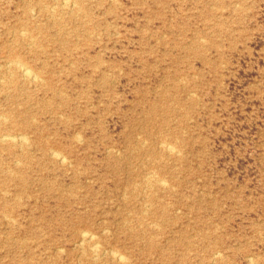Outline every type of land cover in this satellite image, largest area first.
<instances>
[{
    "label": "rangeland",
    "instance_id": "374dc122",
    "mask_svg": "<svg viewBox=\"0 0 264 264\" xmlns=\"http://www.w3.org/2000/svg\"><path fill=\"white\" fill-rule=\"evenodd\" d=\"M60 3L0 0V264H264V0Z\"/></svg>",
    "mask_w": 264,
    "mask_h": 264
},
{
    "label": "bare ground",
    "instance_id": "6f19581e",
    "mask_svg": "<svg viewBox=\"0 0 264 264\" xmlns=\"http://www.w3.org/2000/svg\"><path fill=\"white\" fill-rule=\"evenodd\" d=\"M61 2L62 3H60V4H62V6H63V4L64 5H69L70 4V0H61ZM73 2V1H72ZM237 4H238V2H237ZM239 5V4H238ZM56 6V5H55ZM237 6V5H236ZM72 7V6H71ZM71 12V11H70ZM51 14H52V12H51ZM19 32H21V31H19ZM20 34V33H19ZM22 34V33H21ZM24 34V33H23ZM22 34V35H23ZM32 37V36H31ZM33 39V38H32ZM29 45V44H28ZM7 62V61H6ZM9 62V61H8ZM6 65H8V64H5V66ZM1 66V65H0ZM9 66H10V68H13V69H15L16 71H18V72H20L21 73V75H23L24 77H26V78H29V79H36V78H41V77H36V75L35 74H37V73H33L32 71L33 70H30V69H28V67L27 66H25L24 64H22L20 61H18V60H12V61H10L9 62ZM8 68V67H7ZM6 68V69H7ZM1 73V72H0ZM9 74V73H8ZM0 78H2V77H0ZM24 79V78H23ZM11 83V82H10ZM0 116H1V114H0ZM1 118H3V116L1 117ZM5 118V117H4ZM8 119V118H7ZM19 134V133H18ZM18 134H12V133H9V132H6V133H1L0 134V142H4V143H8V144H18V145H25V144H27V137L26 136H23V135H18ZM144 143V142H143ZM164 143V142H163ZM167 143V142H166ZM165 144V143H164ZM171 146H173V145H171V144H169V145H164V146H162V149L167 153V154H170V153H174L175 151H174V149H173V147H171ZM176 148V147H175ZM16 149V148H15ZM21 149V148H20ZM50 149V148H49ZM52 150V149H51ZM177 150V149H176ZM56 151V150H55ZM49 152H51V151H49ZM60 153V152H59ZM177 153H179V151L177 152ZM51 157L53 156V157H55V158H57V160H59V161H64V158H63V156H60V154H58V151L57 152H54V150L51 152ZM65 157V156H64ZM148 158V157H147ZM66 159V158H65ZM158 159V158H157ZM17 160V159H16ZM15 160V161H16ZM66 160H68V159H66ZM65 162V161H64ZM13 163H15L14 161H13ZM19 163V162H18ZM61 164V163H60ZM68 164V163H67ZM70 164V163H69ZM152 172V171H151ZM150 174V173H149ZM148 174V176H147V178H146V183L147 184H153V186H157L158 188H160V189H166L167 188V186H166V184H165V182L163 181V179L161 178H155L152 174L151 175H149ZM145 176H146V174H145ZM144 176V177H145ZM156 176V175H155ZM143 177V178H144ZM142 178V179H143ZM141 179V180H142ZM167 183V182H166ZM137 184V183H136ZM145 184V183H144ZM143 186H145V185H143ZM151 186V185H150ZM129 189L128 190H130L131 192L130 193H135L136 192V188L137 187H134L133 185H131V186H129L128 187ZM146 188V187H145ZM149 188V187H148ZM155 193V192H154ZM138 196V195H137ZM148 197V196H147ZM18 199V198H17ZM149 205H150V203H148ZM143 206H145V205H143ZM146 207V206H145ZM149 207V206H148ZM144 208V207H143ZM143 212V211H142ZM130 213V212H129ZM0 215H1V213H0ZM7 216V215H6ZM5 216V217H6ZM4 219V218H3ZM9 219H10V217H9ZM150 223V222H149ZM152 223V222H151ZM150 223V224H151ZM155 227V226H154ZM103 230V229H102ZM104 230H106L105 228H104ZM109 231V230H108ZM107 231V232H108ZM75 243V242H74ZM76 244V243H75ZM74 244V245H75ZM78 244H79V246L81 247V248H87V249H89L91 252H93L94 254L93 255H95V253H99V254H101L102 253V250H101V248H100V244H99V239H98V236L97 235H95L94 233H92V232H90L89 230H85V229H82V230H80L79 232H78ZM80 248V249H81ZM104 249H106V248H104ZM82 250V249H81ZM115 250V249H114ZM112 250V251H110V252H108L107 253V257L108 258H112V259H114V260H116V261H118L120 264H129V262L127 261V259H126V257H125V254H123V255H121L120 253H117L116 251H118V250ZM85 251V250H84ZM217 252V251H216ZM219 252V251H218ZM221 252V251H220ZM220 252L218 253V254H220ZM98 254V255H99ZM104 254V253H103ZM214 254V253H213ZM102 255V254H101ZM92 256V255H91ZM216 256V255H215ZM223 256V255H222ZM90 257V256H89ZM251 257V256H250ZM96 258V257H95ZM221 258V257H220ZM214 259V258H213ZM93 260H94V258H93ZM216 261V260H215ZM253 261V260H252ZM255 261V260H254ZM214 262V261H213ZM131 264V263H130ZM216 264V263H215Z\"/></svg>",
    "mask_w": 264,
    "mask_h": 264
}]
</instances>
